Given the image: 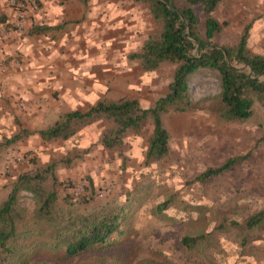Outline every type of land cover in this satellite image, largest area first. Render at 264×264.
Instances as JSON below:
<instances>
[{
	"label": "trees",
	"instance_id": "obj_1",
	"mask_svg": "<svg viewBox=\"0 0 264 264\" xmlns=\"http://www.w3.org/2000/svg\"><path fill=\"white\" fill-rule=\"evenodd\" d=\"M86 2L87 0H79ZM141 3L154 23L137 51L129 58L138 60L143 71L158 69L163 63L174 65L168 92L150 107H143L135 98L117 100L102 98L86 111L66 112L50 127L38 132L43 142L70 139L82 126L97 123L98 139L103 150L123 155L126 142L133 136L145 139L143 165L151 166L170 155V134L163 117L169 110L180 112L198 109L188 91V82L196 71L209 68L218 72L220 91L211 108L225 121H246L259 109L264 118V52L250 45L253 22L246 24L234 44L221 45L215 39L226 21L219 22L212 13L222 0H134ZM5 20V17L1 16ZM197 48V50H195ZM151 130L145 134V125ZM30 132L19 129L0 140V153L28 138ZM28 166L15 176L4 177L0 196V264H54L55 260L71 261L88 253L126 255L129 233L134 232L133 207L140 198V185H127L122 191L99 196L92 179L83 183L84 192L74 194L72 181L60 179L59 161L49 158L41 162L39 154L27 150ZM250 152L232 155L222 164L209 167L195 180H205L234 168L248 158ZM25 157V158H24ZM68 158L63 160L68 162ZM125 164V160L123 161ZM6 182V183H5ZM23 192L30 194L32 207L21 201ZM137 192V193H136ZM145 196L150 197L147 189ZM139 196V197H138ZM98 197H101L100 199ZM181 203L175 194L168 195L150 208L161 220L172 219L170 209ZM188 204V203H186ZM196 206L185 205L191 212ZM189 214L184 220L189 221ZM227 228V229H225ZM264 229V208L250 214L242 222H222L208 230L184 234L179 239L181 254L191 264H207L210 250L223 253L222 264L253 263L256 230ZM231 230L235 235L231 236ZM228 234L221 246V235ZM128 241V242H126ZM221 246V248L219 247ZM220 252V253H219ZM252 259V260H251ZM251 260V262H250ZM217 264V263H213Z\"/></svg>",
	"mask_w": 264,
	"mask_h": 264
},
{
	"label": "rangeland",
	"instance_id": "obj_2",
	"mask_svg": "<svg viewBox=\"0 0 264 264\" xmlns=\"http://www.w3.org/2000/svg\"><path fill=\"white\" fill-rule=\"evenodd\" d=\"M138 7L140 8L139 29L149 34L154 30L153 20L141 3ZM212 15L221 23L227 22V25H224L215 36L218 43L221 45L236 43L243 27L253 22L250 45L254 51L264 52V0H222ZM100 29L103 30V27L98 30ZM118 42H121V38ZM107 53L111 57L109 50ZM109 59L112 67H118V61H113L112 57ZM173 73L174 65L169 62L163 63L153 76L159 78L151 87H146L144 90H149L151 95H165L164 86L166 85L167 89ZM114 91L111 97L117 98L119 93ZM188 91L192 101L197 103L198 109L186 112L169 110L163 117L164 126L170 134V155L166 159L145 167L139 152L137 154L140 163L137 162V157V161H133L130 166L126 159L127 155L129 156L127 146L132 142L130 139L126 142L124 147L126 151L124 149L123 155L109 150H97L95 144L100 142L98 141L90 145L87 153L74 152L73 160L65 163L68 168L77 171L74 178L67 177L72 181L73 188L75 187L74 194L79 195L84 192L83 183L88 179H92L94 183L97 180L95 188L102 191L108 184L112 187L110 192L122 191L127 185L137 183L140 185L138 193L140 201L133 206L136 207L132 224L134 232L129 233V242L126 241L131 244L125 250L127 255L126 253L116 255V252L88 253L71 261L55 260L54 264H191L181 254L180 237L211 229L222 222L227 225H230L231 220L242 222L250 214L264 208V118L261 111L258 109L253 117L242 122L219 119L211 104L214 96L220 91V79L218 72L209 68L200 69L191 75ZM144 130L148 135L151 125H145ZM25 140L5 148L0 153V186H3L4 177L15 176L18 171L28 166L27 160L30 155L22 160L23 154L27 151L22 147ZM145 142V139L140 137L142 148ZM248 152H250L248 158L231 170L204 182L195 180L197 175L207 168L219 166L232 155ZM37 153L41 154L40 150ZM53 154L54 157L61 159V164H64V157L71 156V152L67 155L58 152ZM85 154L90 161H84ZM17 157L21 160L18 161ZM46 157V154L39 155L41 162L48 160ZM98 157L108 162L120 158L117 164L108 168L112 177L108 178L107 175L101 174V170L98 172L101 176L97 178L92 174L94 168L90 171L83 168L86 163L90 166L96 164L94 160L96 161ZM124 160L125 164H123ZM80 187L81 189L78 190ZM145 189L150 193V197L145 196ZM1 193L3 190H0V196ZM23 193L21 197L23 205L31 208L30 194ZM171 194H175V199L181 202L176 204L177 208L169 210L173 218L161 220L152 215L150 208ZM186 203L189 207L196 206V209L192 208L191 212L181 210L188 205ZM188 214L189 221L180 222ZM256 233L257 238L250 245L254 246L253 256L263 259L264 229L256 230ZM227 235L223 233L220 237L223 248L227 246L224 241ZM232 235H235L234 230H231ZM221 246L219 245L220 248ZM210 253L212 256L207 257V264L227 262L223 251L216 257L214 248ZM34 262L36 261L32 260L31 264ZM247 263L255 264L249 261Z\"/></svg>",
	"mask_w": 264,
	"mask_h": 264
},
{
	"label": "crops",
	"instance_id": "obj_3",
	"mask_svg": "<svg viewBox=\"0 0 264 264\" xmlns=\"http://www.w3.org/2000/svg\"><path fill=\"white\" fill-rule=\"evenodd\" d=\"M34 1L25 11L23 29L18 31L11 26L16 19L15 9L8 0H0V17L7 21L6 32L0 34V140L19 129L28 130L30 134L22 147L40 150L39 155L46 154V159L59 161L60 179L74 178L77 171L61 164L53 153L71 152L68 159L72 161L74 152H88L90 145L99 141L100 126L87 124L70 139L49 143L43 142L38 132L66 112L86 111L102 98L129 97L137 99L143 107L152 106L160 96L151 95L144 88L151 87L159 78L153 77L159 68L143 71L139 61L128 56L140 48L147 36V31L139 29L138 2ZM102 27L103 30H98ZM108 50L113 61H118V67L109 64ZM169 83L167 89L164 86L166 93ZM113 90L118 91L117 98L111 97ZM131 139L126 157L130 166L137 161V153L143 159L144 148L140 146V135ZM95 147L103 149L100 142ZM84 157V161H90L87 155ZM118 160L108 162L98 157L94 160L96 164L90 166L85 162L83 168L88 171L94 168L92 174L96 177L105 174L109 178L112 174L108 168ZM137 162L140 163L139 157ZM254 260L255 264H264V258Z\"/></svg>",
	"mask_w": 264,
	"mask_h": 264
},
{
	"label": "built area",
	"instance_id": "obj_4",
	"mask_svg": "<svg viewBox=\"0 0 264 264\" xmlns=\"http://www.w3.org/2000/svg\"><path fill=\"white\" fill-rule=\"evenodd\" d=\"M8 2L10 6H12L16 11V19L11 24V26L16 30L21 31L23 29L25 11L27 10L30 3H34L35 1L34 0H8ZM6 30H7V21L2 20L0 17V34L6 32ZM17 160L19 161L21 160V158L17 157ZM80 189L81 187L78 188V190ZM103 189H104L103 191H100L99 196H102L106 192H110L112 187L107 184L105 187H103Z\"/></svg>",
	"mask_w": 264,
	"mask_h": 264
},
{
	"label": "water",
	"instance_id": "obj_5",
	"mask_svg": "<svg viewBox=\"0 0 264 264\" xmlns=\"http://www.w3.org/2000/svg\"><path fill=\"white\" fill-rule=\"evenodd\" d=\"M195 50H197V48Z\"/></svg>",
	"mask_w": 264,
	"mask_h": 264
}]
</instances>
